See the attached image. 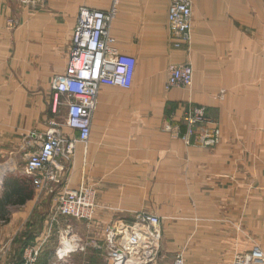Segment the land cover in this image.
Returning a JSON list of instances; mask_svg holds the SVG:
<instances>
[{"label":"crops","instance_id":"crops-1","mask_svg":"<svg viewBox=\"0 0 264 264\" xmlns=\"http://www.w3.org/2000/svg\"><path fill=\"white\" fill-rule=\"evenodd\" d=\"M169 4L46 0L31 7L0 0V154L5 172L33 189L23 204L8 206L0 237L18 236L31 213L48 217L27 236L28 243L42 244L40 264L49 262L67 224L83 239H100L107 224L132 221L140 211L161 217L157 264H171L177 253L186 264H234L238 254L256 248L264 253V0H192V40L179 48L169 28ZM82 6L115 7L114 45L135 56L136 70L130 88L101 86L90 139L77 144L60 180L44 194L42 209L32 181L17 169L27 135L47 128L53 77L66 70ZM184 63L193 66L192 86L168 89L169 66ZM194 106L218 121L216 146L202 145V127L190 142L181 138ZM83 180L97 191L94 219L54 216L58 193ZM1 187L4 192V182ZM15 208L25 210L13 213ZM72 261L106 264L95 249L73 254Z\"/></svg>","mask_w":264,"mask_h":264},{"label":"built area","instance_id":"built-area-1","mask_svg":"<svg viewBox=\"0 0 264 264\" xmlns=\"http://www.w3.org/2000/svg\"><path fill=\"white\" fill-rule=\"evenodd\" d=\"M23 5L43 6L46 0H15ZM115 7L99 9L82 6L73 31L66 70L53 77L55 94L47 128L42 133H30L24 144L23 174L36 189L50 188L75 154L78 143L87 144L92 131L93 116L101 86L110 83L122 88L133 84L137 59L122 53L114 44L111 22ZM192 0H170L169 28L176 39L174 47L190 44L193 36ZM194 78L189 63L171 64L166 87L189 88ZM63 97L64 116L60 115L58 97ZM184 122L187 130L181 138L190 142L197 127L204 129L202 145L214 147L221 142L217 121L201 106L190 107ZM54 216L91 221L99 205L96 190L84 180L77 189L65 188L55 200ZM59 245L49 259L50 264H73V254L93 248L100 252L106 264H149L156 261L161 250L163 231L161 217L140 211L132 221H115L104 227L100 239H83L70 224L59 232ZM42 244L28 243L16 264H39ZM171 264H186L177 253ZM234 264H264V253L256 248L251 253L238 254Z\"/></svg>","mask_w":264,"mask_h":264},{"label":"rangeland","instance_id":"rangeland-1","mask_svg":"<svg viewBox=\"0 0 264 264\" xmlns=\"http://www.w3.org/2000/svg\"><path fill=\"white\" fill-rule=\"evenodd\" d=\"M62 100H63V97L59 96L58 97V101H59L58 105H59V107H61V112L59 114L64 116L65 109H64L63 104H61ZM217 126H218V128H220V126L218 124V121H217ZM27 137H26V140L28 141ZM23 164L24 163H22V165H21L22 167L17 169L18 173H19V171L21 172V170L24 168ZM11 173L12 172L10 170H7L5 172V157L2 154H0V196L2 195L1 193L3 192V190H2L3 187H1L2 183L5 181V179H7V177L14 176L13 173L12 174ZM20 175H23L26 178H28L24 174H20ZM28 179H30V178H28ZM51 186H53V184ZM93 188L95 189V187H93ZM36 190H37V193H38V195L40 197L39 199H41V200L43 199L42 202L44 204H42L40 206L42 207V209L43 208H47V203H45V200H44V198H46L47 195L45 196L44 194L45 193H49V192L51 193L50 188L48 187V188L36 189ZM96 193H97V191H96ZM17 210L23 211L25 209H23V208L22 209L21 208H15L13 210V213H16ZM10 212H11V210H10ZM10 216H11V214H10ZM10 218L11 217H9V219ZM44 220L48 221V217L41 215L39 212H36L35 214L31 213V215L28 217V219L23 223L24 225H21V228H20L21 229V233L18 236H14V237L9 238L10 241L9 240L5 241V239L2 240V238L0 237V255H1L0 264H12V262L15 263L16 260H18V259L20 260V255L22 254V253H20L21 248L23 247L24 244L25 245L28 244V241L31 240V238H28V237L35 235V231L34 230H37V229L42 227V225L44 223ZM4 224L5 223L1 222L0 223V225H1L0 227L2 228V226H4ZM78 235H79V233H78ZM19 236H21V237H19ZM53 236L54 235L52 234V237ZM92 250L93 249L88 248L86 251L80 252V253H85V252L92 251ZM5 254H6V258H5ZM3 257L5 258V263H4V259L2 260ZM154 262H151L149 264H157L156 261H154ZM159 264H164V263H159Z\"/></svg>","mask_w":264,"mask_h":264},{"label":"trees","instance_id":"trees-1","mask_svg":"<svg viewBox=\"0 0 264 264\" xmlns=\"http://www.w3.org/2000/svg\"><path fill=\"white\" fill-rule=\"evenodd\" d=\"M25 180L26 179L19 180L13 176H9L5 179L4 192L0 196V222L8 220V206L23 204L28 198H31L33 189L28 185V180ZM41 264L50 263L42 260Z\"/></svg>","mask_w":264,"mask_h":264}]
</instances>
